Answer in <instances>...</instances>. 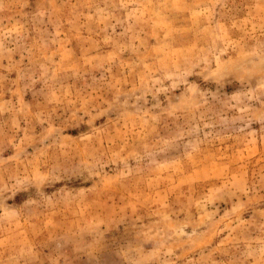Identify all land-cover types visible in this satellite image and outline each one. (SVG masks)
<instances>
[{
  "label": "rangeland",
  "instance_id": "rangeland-1",
  "mask_svg": "<svg viewBox=\"0 0 264 264\" xmlns=\"http://www.w3.org/2000/svg\"><path fill=\"white\" fill-rule=\"evenodd\" d=\"M0 264H264V0H0Z\"/></svg>",
  "mask_w": 264,
  "mask_h": 264
}]
</instances>
